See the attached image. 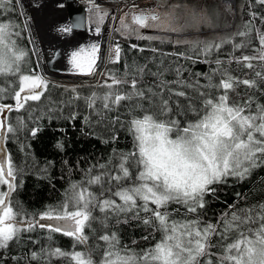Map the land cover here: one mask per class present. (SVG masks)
I'll return each mask as SVG.
<instances>
[{
	"label": "snow or ice",
	"instance_id": "obj_1",
	"mask_svg": "<svg viewBox=\"0 0 264 264\" xmlns=\"http://www.w3.org/2000/svg\"><path fill=\"white\" fill-rule=\"evenodd\" d=\"M90 3L98 34L109 13L94 0ZM255 4L264 6V0H255ZM178 7L163 15L155 10L134 12L131 25L122 18L116 31L139 33L156 28L179 34L199 30L204 24L212 26L206 14L195 10L182 19L175 12ZM13 10V0H0V80L10 84V88L0 87V100L9 93L14 101L0 103V143L28 127L23 116L13 125L8 114L31 113L32 102L47 99L50 87V81L37 70L39 66H30L29 50L21 44L27 24L21 28L3 18ZM249 16L240 30L218 40L176 41L187 45V50L171 55L214 64L209 73H192L193 79H187L186 68L178 63L165 67L163 61L155 71L147 64L126 66L123 74H108L111 83L104 81L102 94L94 91L83 97L85 106L100 118L96 123L107 120V128L112 129L110 140L103 142H117V131L123 128L132 138L131 149L114 148L106 163L87 169L85 178L71 184L64 199L48 206L38 218L14 200L22 169L10 155L0 157V249H9L22 240L23 233L38 227L47 230L49 241L54 233L73 241L71 251L49 245L31 252V260L43 257L46 264H51L52 257L65 258L68 264H264V202L246 207L233 203L215 223L203 219L209 197L219 198L220 185L230 178L242 182L264 167V103L253 95L241 97L238 91L243 85L264 92V30L255 23L264 25V15L251 11ZM225 45H231L232 53L222 60L219 54ZM237 51L241 54L235 55ZM121 52L119 44L115 45L109 62L119 63ZM100 58V45L90 43L72 51L69 63L75 73L93 76ZM232 63L249 70L245 78L233 74ZM167 73L174 78L167 79ZM145 76L155 79L145 85ZM200 76L206 84H201ZM71 92L76 93L73 99H81L76 88ZM121 109L126 112L123 120L119 115L108 117L107 113ZM75 118V114L69 117ZM84 120L91 123L88 116ZM38 130L30 129L31 135ZM236 196L246 199L241 193ZM112 221L116 225L136 222V227L147 232L140 238L147 245L139 247L135 239L131 245L124 243L119 230L110 227Z\"/></svg>",
	"mask_w": 264,
	"mask_h": 264
},
{
	"label": "trees",
	"instance_id": "obj_2",
	"mask_svg": "<svg viewBox=\"0 0 264 264\" xmlns=\"http://www.w3.org/2000/svg\"><path fill=\"white\" fill-rule=\"evenodd\" d=\"M250 3L253 5L251 8H249ZM100 7L106 11L109 9L104 6ZM13 8V12L3 18L12 19L19 23L21 28H24L16 0H13ZM251 11L264 15V6L255 4V0H243L231 34L240 30L244 21L250 19L249 12ZM88 14L91 21L97 24L94 10H89ZM255 23L257 27L264 30V25H261L258 20ZM218 39L214 38L209 41ZM239 39L237 38V42ZM21 44L29 50L30 66L37 68L26 30L22 32ZM111 44L113 48L117 44L121 47V61L119 63L108 62L102 71L104 76L99 78L97 83L73 85L50 82L49 91L46 93L48 98L39 104L32 102L31 113L22 110L19 113L8 114L13 125L16 124L18 116H23L28 126L27 129L22 130L17 135L9 134L3 140L6 154L12 157L19 169H22L18 174L20 186L14 193V200L18 201L29 214H35L37 218L48 206L59 204L64 199V194L70 185L79 183L85 178L87 169L99 163H106L112 156L114 148L117 151L125 152L131 149L132 138L123 128H119L117 131V142L104 143L105 139L110 140L112 131L111 128H107L108 121L105 120L103 123L97 124L96 121L100 118L85 106L83 97L89 96L94 91L101 94L106 91L101 85L106 80L111 83L108 79L109 73L123 74L126 66H143L145 64L148 65L149 69L155 71L160 62L163 61L165 67H175L177 63L182 65L187 69L184 72L185 78L193 79L192 73H209L215 67L214 64L187 61L171 55L178 51L187 50V45L182 43L174 44L168 40L129 39L113 32ZM132 45H137V48H132ZM153 48L157 51H152ZM242 51L244 54H248L247 50ZM231 53V45H225L219 54V58L227 60ZM240 54V51L235 53V55ZM213 58H215V54ZM225 66L229 67L227 64ZM230 70L234 75L241 78H245L244 73L249 72L248 69L235 63L230 65ZM166 78L171 80L174 78V74L167 73ZM154 79L152 76H145L143 83L145 85L151 84ZM199 79L201 84L207 83L203 76H200ZM0 87L10 88V84L0 80ZM72 88H76L81 99H73L76 93L71 92ZM238 91L241 97H244L245 94L253 95L258 102L264 103V92L255 89L249 90L243 85ZM233 96L236 98L235 94ZM0 103H14V101L10 99L9 93H5L4 99L0 100ZM49 108L52 110L49 111ZM72 114H75L74 120L69 119ZM29 115L32 116V119L28 118ZM107 115L109 118L119 115L123 120L126 112L121 109L119 112L113 111ZM86 116L89 117L91 123L85 122L84 117ZM114 127L118 126L114 125ZM32 128L39 129L35 136L31 135L30 129ZM58 144H63V148L58 147ZM219 187L220 190L217 193L219 198L212 200L209 197L211 202L207 205L203 217V219L213 223L219 219L223 212L228 211V206L233 203H236L238 207H246L264 202V167L255 169L252 175L242 182L230 178L227 184ZM236 193H241L246 199L238 198ZM135 225L136 222H133L132 225H116L112 221L110 227L112 230H119L124 243L131 245V241L135 239L139 242V247H145L147 242L140 238L147 232L142 227ZM96 227L100 228V225L97 223ZM48 235L47 230L38 227L32 232L23 233L21 241L12 243L9 249H0V264H46L43 257L37 261L31 260L30 254L32 251L39 252L49 245L53 248L60 247L67 251L72 250L73 241L70 238L54 233L52 234V241H49ZM81 247L79 246L77 250H80ZM51 264H68V261L65 258L52 257Z\"/></svg>",
	"mask_w": 264,
	"mask_h": 264
},
{
	"label": "rangeland",
	"instance_id": "obj_3",
	"mask_svg": "<svg viewBox=\"0 0 264 264\" xmlns=\"http://www.w3.org/2000/svg\"><path fill=\"white\" fill-rule=\"evenodd\" d=\"M17 1V0H16ZM243 0H234V15L229 13L227 10L223 9L221 7V4L218 3L216 0H136L131 7H126L125 1L115 2L111 3L108 6H104L109 8L108 13L109 15L105 18V21L103 24L100 25V28H105L106 32L110 35V45H109V51L113 48L111 44V36L113 32L119 33L116 31V29H113L114 22L117 17V8L123 7L125 10L121 14L122 18L125 19V22L131 25V15L132 13H139L140 11H152L155 10L159 12L161 15H163L167 11L173 10L174 6L179 5L178 8H175V12L177 15H179L182 19H187L191 13L192 10H195L197 13L203 12L207 15V17L210 19L212 26L209 27L207 24H204L199 28V30L196 29H189L187 31L181 32L179 34L177 33H170V32H164L161 30H158L156 28H145L140 29V35H145L147 37H156V38H163L155 35V33L160 34H169L173 36V38H165L169 40H174V44H176L177 40H210L214 38H221L225 37L227 34H231L233 32V26L235 23V19L237 15L239 14V11L241 9ZM82 3L87 5L89 7L88 10H92V3L88 2L87 0H82ZM97 4V2H94ZM18 6V4H17ZM19 8V6H18ZM20 10V9H19ZM128 14L125 16V14ZM90 18V17H89ZM121 18V19H122ZM90 22L97 26L96 23L92 22L90 19ZM133 28H135V25H132ZM147 32L153 33L154 35H150ZM27 34V33H26ZM28 37V36H27ZM122 37V36H121ZM159 41V40H158ZM39 71V70H38ZM104 75L101 73L100 78H102ZM6 151L3 145V142L0 143V157L6 156ZM44 223H49V221H43Z\"/></svg>",
	"mask_w": 264,
	"mask_h": 264
},
{
	"label": "water",
	"instance_id": "obj_4",
	"mask_svg": "<svg viewBox=\"0 0 264 264\" xmlns=\"http://www.w3.org/2000/svg\"><path fill=\"white\" fill-rule=\"evenodd\" d=\"M90 2V0H87ZM97 4L100 6L102 5H108L111 3H115V0H96ZM20 12H21V17L23 19V23L27 24L26 33L29 38L30 45L32 48V52L35 58V61L37 65L39 66L38 69L42 73V65L40 62V59L38 57L37 49L32 41L31 34H30V29H33L32 26H38V22L41 19V22L45 19L47 21V26L45 27L46 32H50L52 30V26H54L56 31H60L58 33V36H60V41L52 45L51 47L49 46L48 52H49V59L46 62V67H48L50 70H53L55 72H69L72 70V66L69 63L70 55L71 52L76 50V44L74 43V33L80 28L81 30L84 29H90L91 27H96L90 22V18L88 16L87 12V6L82 4L81 0H47V3L42 5L41 7L38 5H34L33 10L31 9V15L29 16L30 20L29 22L27 19L24 17L19 2H17ZM61 5H63L61 7ZM53 15V16H52ZM59 18H63L64 20V26L60 27V20ZM53 20V21H52ZM56 22V23H55ZM53 23V24H52ZM35 24V25H34ZM66 26H70L72 30L70 32L62 31ZM121 36L126 37V38H140V36H145V35H134V36H128V35H123ZM49 37V36H48ZM44 39V36H43ZM153 40H169L165 38H156ZM109 42H110V37L108 36L106 39V56L102 58L101 62V71L105 68L107 65L109 59ZM59 61V62H58ZM48 79V78H47ZM82 79V78H80ZM50 82H55V83H61V84H73V85H86V84H95L97 80H86V81H81V80H64L61 81L60 79H48Z\"/></svg>",
	"mask_w": 264,
	"mask_h": 264
},
{
	"label": "bare ground",
	"instance_id": "obj_5",
	"mask_svg": "<svg viewBox=\"0 0 264 264\" xmlns=\"http://www.w3.org/2000/svg\"><path fill=\"white\" fill-rule=\"evenodd\" d=\"M115 1H122V0H115ZM128 1V0H126ZM218 3L221 4V7L225 10H227L229 13L234 15V0H216ZM96 2V0H94ZM47 3V0H19V5L21 8V11L24 15V17L27 19L29 22V16L31 15V9L33 10L34 5L42 6ZM123 13L122 9L118 10V14L116 17V20L114 22L113 29H118L121 27L120 25V20L122 18L121 14ZM53 16V15H52ZM63 18H59L60 20V27L64 26V20ZM53 21V20H52ZM56 23V22H55ZM53 24V23H52ZM35 25V24H34ZM38 26H32L33 29H30V34L32 41L37 49L38 57L40 59L41 65H42V74L48 78V79H60L61 81L64 80H81V81H86V80H99L101 76V62L102 58L106 56V39L109 36V34L106 32L105 28H100V32L97 34L95 29L96 27H91L90 29H84L81 30L80 28L74 33V43L76 44V50L80 46H86L90 43H96L100 45V60L98 61V68L96 69L97 74L93 76H85L81 74L75 73L73 70L69 72H55L53 70H50L48 67H46V62L48 61L49 57V52H48V47L57 44L60 41V36H58V31L57 29L52 26V30L50 32L45 31V27L47 26V21L44 19L41 22V19L38 22ZM56 29V30H55ZM123 35H128V36H134L138 35L140 32H128L124 31L123 29L120 31ZM150 35H154L153 33L147 32ZM155 35L163 38H173V36L169 34H164L160 33ZM44 36V39H43ZM49 36V37H48ZM169 42H175L174 40H168ZM109 50V47H108ZM59 62V61H58ZM82 78V79H80Z\"/></svg>",
	"mask_w": 264,
	"mask_h": 264
}]
</instances>
